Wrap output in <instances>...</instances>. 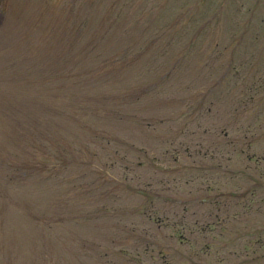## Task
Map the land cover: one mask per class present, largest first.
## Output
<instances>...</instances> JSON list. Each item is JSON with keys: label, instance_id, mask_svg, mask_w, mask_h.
I'll list each match as a JSON object with an SVG mask.
<instances>
[{"label": "rangeland", "instance_id": "374dc122", "mask_svg": "<svg viewBox=\"0 0 264 264\" xmlns=\"http://www.w3.org/2000/svg\"><path fill=\"white\" fill-rule=\"evenodd\" d=\"M3 117L0 264H264V0H0Z\"/></svg>", "mask_w": 264, "mask_h": 264}, {"label": "trees", "instance_id": "16d2710c", "mask_svg": "<svg viewBox=\"0 0 264 264\" xmlns=\"http://www.w3.org/2000/svg\"><path fill=\"white\" fill-rule=\"evenodd\" d=\"M1 69L5 71L4 73H2L3 76L5 78H8V76H9L8 74H10L9 67L7 65H5V66H2ZM13 129H15V122L11 128V131ZM8 130H9L8 119L6 117L0 118V134L3 136H5V135L9 136V133L11 131L10 130L8 131ZM15 148H18L17 144L15 145ZM14 158L15 159H13V155L11 153L7 154L4 152V155H3V152H2L0 154V165L2 166V170L0 172V182H4L6 178L8 179V181L6 183H3V184L0 183V185H7L10 183H13V180L15 181V178L17 180H20L21 178H23L24 174H26V170H24L25 169L24 166L26 165V162L24 161V159L23 158L18 159V156L16 154H14ZM13 160H14V164H13L11 171H13L14 175L11 177H9V176L7 177L8 173H7L6 167L9 164H11V162ZM15 184L18 185V183H15ZM18 187L21 189V187L19 185H18ZM18 187L16 188V190H18ZM1 190L2 189L0 188V193L2 192Z\"/></svg>", "mask_w": 264, "mask_h": 264}]
</instances>
